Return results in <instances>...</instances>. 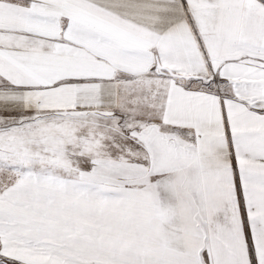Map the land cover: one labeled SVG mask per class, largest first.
Returning a JSON list of instances; mask_svg holds the SVG:
<instances>
[{
  "label": "snow or ice",
  "instance_id": "obj_1",
  "mask_svg": "<svg viewBox=\"0 0 264 264\" xmlns=\"http://www.w3.org/2000/svg\"><path fill=\"white\" fill-rule=\"evenodd\" d=\"M0 264H264V0H0Z\"/></svg>",
  "mask_w": 264,
  "mask_h": 264
}]
</instances>
